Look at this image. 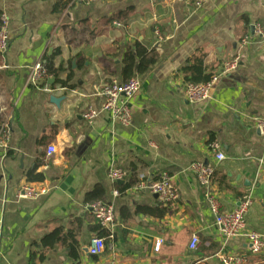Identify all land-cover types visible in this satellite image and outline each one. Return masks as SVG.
<instances>
[{
    "label": "crops",
    "instance_id": "crops-1",
    "mask_svg": "<svg viewBox=\"0 0 264 264\" xmlns=\"http://www.w3.org/2000/svg\"><path fill=\"white\" fill-rule=\"evenodd\" d=\"M195 1L0 0L10 40L0 57V124H11L10 151L0 152V264H33L31 253L58 229L76 232L74 251L40 248L44 260L36 264H221V251L264 264V252L252 255L245 238L221 237L206 190L188 171L194 163L215 168L212 190L223 212L251 196L247 230L264 234V141L253 124L264 118V42L254 35L255 25L264 26V0H208L199 8ZM136 43L158 59L133 77L141 89L131 101V124L105 113L88 124L83 114L102 106L104 86L126 83L123 59ZM45 58L61 69L58 79L29 85ZM198 58L218 81L207 101L190 103L184 69ZM212 142L226 157L221 163ZM113 166L126 172L123 185L109 180ZM164 172L180 192L174 206L148 192L119 191ZM27 186L50 193L19 199ZM97 188L114 206L117 226L104 254L92 257L97 234L89 206L103 201L88 196ZM193 235L200 240L195 251Z\"/></svg>",
    "mask_w": 264,
    "mask_h": 264
},
{
    "label": "built area",
    "instance_id": "built-area-1",
    "mask_svg": "<svg viewBox=\"0 0 264 264\" xmlns=\"http://www.w3.org/2000/svg\"><path fill=\"white\" fill-rule=\"evenodd\" d=\"M99 0H69L71 5L85 4L90 5ZM208 0H196L195 6L201 7ZM254 35L259 42H264V26L257 24L254 26ZM252 38H247L243 41L245 45L251 43ZM9 19L5 14L0 17V57H4L9 48ZM238 65V59L232 63L227 64L225 71L234 70ZM50 78L44 64L39 62L36 64L30 73L28 84L32 86H39ZM218 81V77H213L211 81L202 84H186L184 94L190 103H202L210 98L214 85ZM141 85L135 78L126 83H118L113 80L106 84L103 88L102 97L104 102L99 109L90 108L83 114L84 120L88 124L92 122L101 114H108L113 120L121 122L124 126H128L132 122L131 101L134 96L140 91ZM253 124L259 132L264 141V118H253ZM11 138V124L6 120L0 124V152L5 156L10 151ZM209 149L214 155L217 163L223 162L226 157L221 151L218 143L212 142L209 144ZM48 153L51 155L55 153L53 147L48 148ZM263 162H261L262 164ZM199 182V184L206 190L207 201L211 213L215 218V225L221 235L226 240L245 238L250 253L252 255H260L264 252V234H260L247 230V213L252 206L251 196L243 198L239 207L231 212H223L219 200L212 190V184L215 179V168L205 163H194L189 169ZM126 172L117 167H111L108 171V178L114 184L124 182ZM125 192L140 193L148 192L156 196L160 204L164 207H171L177 204L180 199V192L178 187L174 184L173 178L168 172L162 173L158 177L138 181L134 185L128 187ZM50 193L49 189L42 188L36 190L31 186L23 187L17 192L19 199H31L38 196H46ZM118 193H115L117 195ZM94 219L99 226L108 233V239L113 238V233L117 226L115 208L111 203L96 202L89 206ZM106 239L94 236L89 245V253L92 257H99L104 254L106 249ZM200 243L199 237L193 235L190 242V250L195 251ZM163 241H158L155 245V250L159 251ZM221 264H245L246 258L241 255L227 254L221 251L218 254Z\"/></svg>",
    "mask_w": 264,
    "mask_h": 264
},
{
    "label": "trees",
    "instance_id": "trees-1",
    "mask_svg": "<svg viewBox=\"0 0 264 264\" xmlns=\"http://www.w3.org/2000/svg\"><path fill=\"white\" fill-rule=\"evenodd\" d=\"M1 17V16H0ZM158 59V55L155 51H149L140 43H136L132 48L127 50L124 59H123V80L124 82H128L131 80L135 73H145L151 66L155 65ZM44 67L49 74L50 77H55L58 79L61 69H55L54 63L52 59H44L43 61ZM184 74L187 80V83L192 84H199V83H207L212 80L214 77L213 75H206L203 69V60L198 58L194 59L189 62V65L184 69ZM131 184L124 185L123 187H119L120 192H124ZM88 201H103L104 202V193L101 188L95 189L91 194L88 196ZM146 213H154L151 209L146 210ZM164 212L161 211V215ZM75 222L80 227L81 219H76ZM94 227L93 232H96V236L105 238L106 241L108 240V233L103 230L99 224L94 219ZM75 235L76 232L71 230L66 234H63L62 229H58L49 236L45 237L42 242L41 246L36 247L37 251H33L31 253V259L33 264L35 262L43 261L44 260V251L40 250L52 248L55 244H63L68 246L72 251H74V244H75Z\"/></svg>",
    "mask_w": 264,
    "mask_h": 264
},
{
    "label": "water",
    "instance_id": "water-1",
    "mask_svg": "<svg viewBox=\"0 0 264 264\" xmlns=\"http://www.w3.org/2000/svg\"><path fill=\"white\" fill-rule=\"evenodd\" d=\"M52 101H53V102H55V103H57V101H58V100H57V99H55V98H53V99H52ZM118 184H119V185H123V184H124V182H119Z\"/></svg>",
    "mask_w": 264,
    "mask_h": 264
}]
</instances>
